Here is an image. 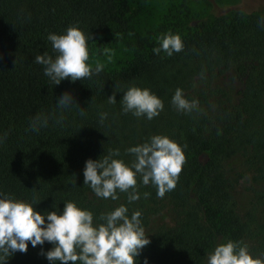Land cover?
<instances>
[{
    "label": "trees",
    "instance_id": "trees-1",
    "mask_svg": "<svg viewBox=\"0 0 264 264\" xmlns=\"http://www.w3.org/2000/svg\"><path fill=\"white\" fill-rule=\"evenodd\" d=\"M143 5L142 0H0V198L35 201L42 215L63 214L71 201L91 211L94 223L122 204L129 216L139 211L150 243L137 264H204L214 247L228 240L243 241L253 258H264V0H239L196 21L197 14L182 3L155 28L138 30ZM70 26L89 37L88 47L129 39L128 58L91 79L55 85L34 60L45 53L55 58L47 37L65 34ZM169 32L181 36L184 49L155 54L159 38ZM226 72L243 85L235 102L216 99L207 85L209 77ZM132 86L150 89L163 101L159 116L148 120L123 112L120 101ZM178 88L198 101L197 109L180 112L173 106ZM65 93L85 115L78 107L57 106ZM113 94L117 103L109 104ZM102 113H107L103 124ZM37 115L47 117L48 126L33 131ZM154 135L169 137L186 155L176 188L163 198L139 178L140 199L132 203L126 193L118 191L113 201L84 185L87 160L118 149L113 158L130 165L135 157L126 150ZM235 157L248 165L245 202L241 181L226 172ZM167 211L170 222L162 218ZM53 247L29 242L28 251L15 252L7 264H52L42 253Z\"/></svg>",
    "mask_w": 264,
    "mask_h": 264
},
{
    "label": "clouds",
    "instance_id": "clouds-1",
    "mask_svg": "<svg viewBox=\"0 0 264 264\" xmlns=\"http://www.w3.org/2000/svg\"><path fill=\"white\" fill-rule=\"evenodd\" d=\"M47 39L56 53L55 58L45 53L37 55L34 62L44 66V75L55 85L69 78L73 82L91 79L94 73L98 75L103 71V63L97 61L94 69L89 63V37L78 26L68 27L65 34H50ZM159 40L160 47L153 49L155 54L163 50L172 56L184 49L179 34L169 32ZM109 52L104 49L111 61ZM108 103H117L115 94L108 97ZM120 104L125 114L132 113L137 118L146 116L148 120L159 116L164 109L163 101L150 89L136 86L124 92ZM172 104L180 112L190 113L198 108V101L185 98L179 88L172 97ZM57 106L62 110L78 107L70 93L63 94ZM78 109L81 116L85 115L84 110ZM106 118L107 113H102L100 122L103 124ZM47 126V117L39 115L30 125L33 131ZM126 151L135 157L130 165L113 158L120 155L118 149L102 159L86 161L84 185L90 186L96 197L116 201L119 191L127 194L128 203L138 201V178L143 186H154L159 198L176 188L186 164L183 147L177 142L165 135H154L148 142ZM149 195L144 193L146 198ZM34 204L35 201L29 203L10 196L0 198V264H7L15 252L26 253L29 242L36 247L46 241L54 247L42 254L52 264H137V257L150 243L142 226L141 213L136 211L129 216L123 204L111 212L101 213L98 218L101 223H94L91 211L71 201L65 202L63 214L49 211L42 215ZM207 264H264V258H253L243 241L228 240L215 247L208 255Z\"/></svg>",
    "mask_w": 264,
    "mask_h": 264
},
{
    "label": "rangeland",
    "instance_id": "rangeland-1",
    "mask_svg": "<svg viewBox=\"0 0 264 264\" xmlns=\"http://www.w3.org/2000/svg\"><path fill=\"white\" fill-rule=\"evenodd\" d=\"M144 4L142 6V12L139 14V18L135 22L139 27L144 29H153L156 25L164 22L168 11L174 9L175 5L185 3L188 5L190 12H195L197 17L192 20H200L210 18L211 15H218L226 10L235 7L239 4V0H142ZM193 14V13H192ZM193 22V21H192ZM137 27V26H136ZM88 47L90 51L89 63L95 66L96 62L103 63L107 68L120 67L121 64L129 56V39H123L119 44H108L105 47L99 45H91ZM104 49H109V55H111V61L108 59V55H105ZM207 85L213 92L216 99L220 97L230 98L235 102L239 97V92L242 90V82L239 78H236L231 72L215 74L207 80ZM226 172L233 180L241 181L239 187V196L243 198V202L247 201L246 186L249 185L250 176L248 175V165L242 157H235L231 159L226 165ZM163 220L166 222L171 221V215L169 211L163 215ZM161 218V219H162ZM160 219L157 220L159 223ZM224 243L223 241L219 244ZM215 246V247H216ZM214 247V249H215ZM211 251V253L214 251ZM208 257L204 264H207Z\"/></svg>",
    "mask_w": 264,
    "mask_h": 264
}]
</instances>
